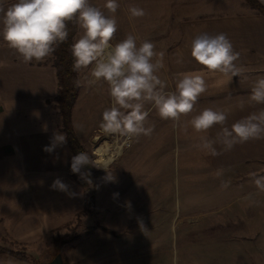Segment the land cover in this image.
Here are the masks:
<instances>
[{
	"label": "crops",
	"instance_id": "crops-1",
	"mask_svg": "<svg viewBox=\"0 0 264 264\" xmlns=\"http://www.w3.org/2000/svg\"><path fill=\"white\" fill-rule=\"evenodd\" d=\"M90 2L113 15L104 8L106 0ZM117 2V31L111 42L116 44L128 34L136 38L137 46L145 40L152 42L156 52L165 54V75L172 91L178 73L205 71L190 55L197 35L225 33L239 53L236 63L241 75L231 81L219 73L206 76L207 91L189 114L210 107L225 110L228 118L225 125H215L207 133L192 129L194 144L200 136L214 139L222 127L230 128L264 109L249 100L254 82L264 76V15L246 0ZM131 6L144 9L146 15L132 17ZM80 33L79 28L74 42ZM98 83L103 84L102 92L107 91L105 82ZM93 90L100 93V89ZM58 92L52 55L25 63L0 37V229L8 235L3 241L13 247L0 244V264H38L33 260L41 256L38 251L53 246L57 233L66 231L84 212L86 189L71 171L74 154L56 102ZM79 99L72 110V126L81 141L82 135L94 129L89 125L94 114L80 109ZM107 103L111 104V97ZM157 130L153 127L154 133ZM54 133L64 134L67 143L46 152ZM179 146L174 148L176 157ZM215 147L221 152L218 156L201 151L202 179L191 176L193 182L208 185V190L203 187L200 202L188 200L189 189L183 191L185 202L180 199V175H173L163 160L150 173L156 177V186L146 189V155L131 162L123 152L108 165L105 185L99 184L96 191L98 225L91 226L88 239L73 244L78 252H71L72 261L78 253V264L88 259L89 264H264V221H259V214H264V191L253 183L254 175H264V139L237 144L230 151L219 144ZM217 170L223 174L217 176ZM57 178L67 185V191L51 187ZM232 198L242 202L228 210L223 204ZM181 201L187 211L195 209L192 215L178 216ZM1 247L12 253H1Z\"/></svg>",
	"mask_w": 264,
	"mask_h": 264
},
{
	"label": "clouds",
	"instance_id": "clouds-1",
	"mask_svg": "<svg viewBox=\"0 0 264 264\" xmlns=\"http://www.w3.org/2000/svg\"><path fill=\"white\" fill-rule=\"evenodd\" d=\"M104 8L113 15H106L90 0H14L10 4L0 0V37L23 62L41 61L55 51V46L67 40L68 23L74 21L81 35L71 45L73 70L80 72L91 66L88 84L103 81L108 85L111 107L103 111L99 125L107 134H120L129 140L150 136L153 127L146 126L149 116L146 104L161 119L170 120L173 127L185 131L190 126L196 133H207L215 125H225L228 112L210 107L200 110L187 124L181 121L182 116L194 111L198 98L207 91V75L219 73L228 81L241 75L242 69L236 63L239 53L225 33L197 35L191 42L190 55L205 71L178 73L175 91L166 92L164 82L157 75L165 67L164 52H156L155 45L147 40L137 46L132 34L113 44L117 31L114 14L119 4L117 0H106ZM129 12L134 18L146 15L137 6H131ZM76 84L79 86L80 81ZM249 100L264 105V76L254 82ZM240 107H244L243 103ZM259 139H264V109L237 120L230 128L222 127L214 139L200 136L195 147L218 156L221 152L217 151V144L224 151H230L237 144ZM66 143L64 134L54 133L44 151L51 152ZM88 164L89 156L79 152L72 157L71 171L79 173ZM215 174L221 176L223 170ZM253 183L264 191V175H254ZM51 187L67 191V185L59 178Z\"/></svg>",
	"mask_w": 264,
	"mask_h": 264
},
{
	"label": "rangeland",
	"instance_id": "rangeland-1",
	"mask_svg": "<svg viewBox=\"0 0 264 264\" xmlns=\"http://www.w3.org/2000/svg\"><path fill=\"white\" fill-rule=\"evenodd\" d=\"M77 32L79 33V26ZM80 35H78V38ZM90 68L91 67H89L88 69H82L80 72H77L78 80L79 78H81V80H79L80 85L78 86L77 98H80L78 101V107L80 109L81 107H83L84 109H89L90 113L92 112L94 114L92 118L89 119V125L94 129H90L91 132L89 134L82 135L83 140L80 141L77 138L81 148V152H85L89 156V164L85 165L79 173H73V176L76 180L80 181L83 184L84 188L86 189V197L90 198L91 196H93L94 205L93 207H90L91 205L88 206V208L85 207L81 218L78 219L76 223L66 228V231H60L59 233H57L56 237L54 238L55 241L57 240V243L54 241V245L50 246V248L42 247V251H38L41 252V256H38L37 259H33L38 261V264H46L47 262L49 263L56 257L57 254H61L63 256L64 253L65 257L63 258H65L66 263L69 261L70 263L68 262V264H78V253L75 255L76 260L72 261V254L75 251L78 252V247L74 248V250L73 244H77L78 246V240H82L84 238L88 239L90 237V231L93 230L91 226H96V224L98 225L97 218H95V214L98 211L96 206V191L99 187V184L105 185L107 169L114 162L113 161L112 163H110L107 167L99 165L97 163L98 147H103L104 145H106L112 148L115 144L119 146L122 145V153L124 152L123 157L126 156L131 162H139V155L145 154L147 165L146 168L148 173L146 189H150V187L153 188L154 186H156V177H151L150 173L162 160L165 163L164 165L168 166L169 171L172 172L173 175L175 172L180 175L179 190L180 192H182L180 199L182 200L183 197V202H185L186 196V193H183V191H187V189H189V191L191 192L190 196H188L189 201L195 200L200 202L203 195V187L205 188V190L209 189L208 185H206L205 183L203 185L202 182L192 181V175H195L196 178L199 177V179H202L201 177L203 176V166L201 164V151L192 149V147L196 144H194V132L190 126L186 131L182 128H175L173 127L172 121L161 119L157 111L150 104H146L145 110L149 112L146 126H156V128L158 127L156 133H154V131L150 136L141 135L137 138L129 140L127 137L120 134L109 135L100 128L99 125L102 121L103 111L106 108L111 107V104L108 105L107 103V99H110V95L109 92H107L109 90L108 88L107 91L102 88V92L101 87L103 86V84H88L87 81L90 78ZM166 72L167 70L163 68L157 73V75L165 84L164 91L172 92L170 81L165 75ZM82 75L84 77H82ZM93 88L100 89V93L93 90ZM81 90L82 93L80 95ZM191 118L192 115L187 114L186 116L184 115L181 117V121L182 123L187 124V121ZM127 141H129L128 145L125 144ZM177 145L180 146L178 149L179 156L176 157L174 148ZM141 160H145L144 157H142ZM183 174H189V178H186V176ZM102 179L104 180L102 181ZM261 200L262 199H260L259 205L262 206ZM183 202L181 201L178 209V216L180 218H184L187 213L192 215L195 211V209L194 211H187V207ZM240 202H242V199L235 200L234 198H232L229 203H225L223 204V206H226L228 210H232L235 209L237 207V204ZM197 210H201V208H197ZM244 220H246L245 216ZM259 221H264V214H259ZM6 236L8 235H6L0 229V244L8 248H13L10 245L8 246V244H6V241H3V239H7ZM3 252L9 253L6 251V249H3V247H1V253ZM88 257H86V259ZM82 264H89V259L86 260V263L84 261V263Z\"/></svg>",
	"mask_w": 264,
	"mask_h": 264
},
{
	"label": "trees",
	"instance_id": "trees-1",
	"mask_svg": "<svg viewBox=\"0 0 264 264\" xmlns=\"http://www.w3.org/2000/svg\"><path fill=\"white\" fill-rule=\"evenodd\" d=\"M246 2L252 8H254L259 13L264 15V6L258 0H246ZM77 31H78V25L74 21L69 22L68 23L69 35L67 40L55 46V51L52 53L54 58V65L57 69L58 82H59V92L56 102L59 104L60 110L62 112L64 129L74 156L77 155L79 152H81V148L77 136L74 133L72 126V110L76 102V99L78 97V86L76 84L78 78H77V72L73 70L74 60L71 54V45L74 43L73 38L75 37ZM93 205H94L93 196L88 198L85 195V207L86 208H88V206L93 207ZM55 242L57 243V240ZM6 251L12 253L8 250Z\"/></svg>",
	"mask_w": 264,
	"mask_h": 264
},
{
	"label": "bare ground",
	"instance_id": "bare-ground-1",
	"mask_svg": "<svg viewBox=\"0 0 264 264\" xmlns=\"http://www.w3.org/2000/svg\"><path fill=\"white\" fill-rule=\"evenodd\" d=\"M111 135V134H109ZM115 141V140H114ZM129 141L125 144L128 145ZM103 145V144H102ZM123 151V146L115 144L112 148L110 146L104 145L103 147H98L97 153V163L103 167H107L115 159H117Z\"/></svg>",
	"mask_w": 264,
	"mask_h": 264
},
{
	"label": "water",
	"instance_id": "water-1",
	"mask_svg": "<svg viewBox=\"0 0 264 264\" xmlns=\"http://www.w3.org/2000/svg\"><path fill=\"white\" fill-rule=\"evenodd\" d=\"M48 264H67L61 254H57L56 257Z\"/></svg>",
	"mask_w": 264,
	"mask_h": 264
}]
</instances>
